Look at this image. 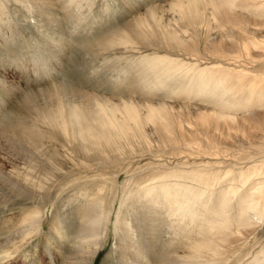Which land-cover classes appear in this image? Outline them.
Returning <instances> with one entry per match:
<instances>
[{
	"label": "bare ground",
	"instance_id": "1",
	"mask_svg": "<svg viewBox=\"0 0 264 264\" xmlns=\"http://www.w3.org/2000/svg\"><path fill=\"white\" fill-rule=\"evenodd\" d=\"M112 2L91 15L95 0H0V70L25 69L38 43L18 55L19 21L42 54L68 40L84 79L44 83L0 109V209L32 205L16 227L22 247L57 201L47 234L56 247L72 237L66 264H91L113 210L105 181L113 189L123 176L118 264H264V0ZM51 55L40 66L49 79ZM17 88L0 76L4 99ZM69 205L72 215L59 209Z\"/></svg>",
	"mask_w": 264,
	"mask_h": 264
},
{
	"label": "rangeland",
	"instance_id": "2",
	"mask_svg": "<svg viewBox=\"0 0 264 264\" xmlns=\"http://www.w3.org/2000/svg\"><path fill=\"white\" fill-rule=\"evenodd\" d=\"M112 3H113L112 0H95V4H93L94 10L91 13V15L94 14L95 12L100 13V7L99 6H103L102 4H104V5L109 4L110 6H112L111 5ZM112 14H114V13H112L109 9L106 11V15H112ZM71 18H72L71 20H73V17H71ZM116 18L113 21H116L117 20ZM62 19H64V18H62ZM101 20H103V19L94 20V22L92 24H95L96 26L92 25V27L89 29V31L93 32L96 29L101 28L100 25H104V23L101 24L99 22ZM88 21H86V22H88ZM86 22H83L81 25H84L83 27H86L87 26ZM18 23L20 24V25H18L20 28L19 30L25 39V41H24L25 44H24V42H22V44H20L21 46L18 50V55L22 56V55H24V53L25 54L27 53V51L29 50L27 43L29 41H31L32 39H35L38 43L35 44L31 41L33 43V47H30L31 49L29 50V52H31V53L33 52L32 53L33 57L30 56L29 58H27V60L25 62H23L22 65H24L23 67H25V69L21 70V68H20L21 66H18L16 71L13 69L14 70L13 74L9 73L8 68H5L6 70H0V76H2L3 78H5L7 80L10 79L11 81H13V85H15V86L18 85V88H17L18 92L16 93L14 98L12 96H10V97H6L5 98L6 100H5L3 95L0 93V109L2 111V114L7 113L8 110H10L18 100L22 99L23 95L21 93L25 90H28L30 88H33V89L38 88V87L45 85L44 83L52 82L53 80H58V79L59 80H63V79L65 80V79H68L69 77L71 80L73 79L74 84H78L79 82L84 80L82 77L83 71H81V73H80V71L78 72L77 68H75V67L73 68L72 64L69 61L70 59L72 60V55H75V54L72 52L73 50L70 48L71 43H69L68 40L65 42L66 46H64V48H63L64 51L61 50L60 47L58 48V46L55 48H54V46H52V50L54 52H56V53H54V55H59L57 62H55L56 56L54 57V55H51V54H42V52L44 50L41 47L42 39L37 35L38 33L36 30H34L35 28L33 27L32 28L33 30L27 29L28 27L25 23H23V22L21 23L19 21H18ZM96 23H100V25H98ZM74 25H76V22H74L72 24L67 22L66 24L63 25V28L68 29ZM81 25H76V26H81ZM92 29H93V31H92ZM90 32L88 34H90ZM30 34H31V36H29ZM64 35L66 38H69V40L71 39V41H73L74 39H77V37H76L77 34H75V33H73V35H68L67 33H65ZM78 35L87 36V31L84 29L82 31V33L78 34ZM21 38L22 37H19L17 42H20L19 40L22 41ZM50 55H51V60H52L50 62H51L52 66L51 65L49 66V70H50V76H49L50 79H49L48 76H46L45 74L42 75L43 69L40 66H42V63H43V61H42L43 56L44 57L45 56L50 57ZM36 58L39 60H37ZM74 58H75V56H74ZM31 59L35 63L37 62L36 65L32 64L33 61L31 62ZM75 60H76V58H75ZM51 67H53V68H51ZM81 67H83V65ZM84 67H86V66H84ZM55 70L56 71L58 70V72L60 70V72H59L60 74L58 72H56ZM35 73H36V75H35ZM78 73L80 74V76H78ZM72 74H75L76 77H73ZM51 75H53V76H51ZM54 75H55V77H54ZM88 75H91V73L88 72ZM66 82L68 83L69 81L67 80ZM1 118L2 117H0V119ZM184 126L188 127L186 121H185ZM122 179H123V176H121L120 179H117V180H119L117 182L118 185L116 186V188H113V189L110 186L112 180L105 181L106 182L105 186L107 188V194H103V195H107V198L106 197H104V198L109 200V198H111L113 195H115L114 199L115 198L116 199L114 200L112 198L114 204L113 203L109 204V206H107L105 204V207L107 209L108 208L110 209L111 205H113V208L111 207L113 210L110 209L111 210L110 215H109L110 217H108L109 221L104 219V221L102 220L103 222L100 224L101 225L100 228L102 230H104L102 233H106V231H107V234L105 235L107 237L104 238V240H102V244L99 247L96 256H94V258L92 259L91 264H118V262H117L118 256H117L116 250H115V246H116L115 236H114L115 233L113 232V229H114V222H115L114 219L116 218V210L123 203L122 196L120 199V195L123 194V193H121L123 190H122V186L119 185L123 182L124 179L123 180ZM99 182H101V181H99ZM87 184L91 185L92 182H87ZM71 188L74 189L75 187L71 186ZM71 188H69L68 192L70 193V196L72 197L73 192H72ZM76 193L80 194V191H78L77 188L75 190V194ZM63 194H66V193H63ZM108 196H110V197L108 198ZM64 200H66V199H64ZM120 200H121V202H120ZM126 201H127V199H125V202ZM69 204H71V202ZM57 205H58L57 201L56 202L51 201L49 203V205H47L46 209L44 210L45 215H44V218L42 221L43 222L42 223V231L38 234V236L30 238L31 241L28 244H25V247L24 246L22 247V245L24 244L23 240L26 239L23 237L24 236L26 237L27 235H25V233L20 232V230L17 231L16 227L20 226L21 212L27 208L32 209V207H31L32 205H19V204L17 205L16 204V205H11V206H8L6 208L4 207V208L0 209V264H66L65 263L66 262L65 257L71 256V249L73 247V241L72 240L70 241V239H72V237L71 236H69V237L64 236L62 238L64 244L58 243V247L60 249L63 248V250L61 251L60 249L58 250V247H56L53 244L52 236L47 234V232L50 228V225H51V219H52L53 215L56 214L54 212L56 211V209L58 210ZM55 206H56V209H55ZM69 206L71 207V209L68 206H66L68 208H66V207L63 208L61 206L62 208L59 207V209H61V210L64 209L67 213L72 215L75 213L74 210H76L75 204L73 205L74 210H73L72 214H71L72 206L71 205H69ZM68 211H70V212H68ZM104 222H106V223H104ZM17 223L19 224L18 226H17ZM75 224L77 225V223L74 222V225ZM71 225H73V224H71ZM71 225L70 224L68 225V226H70V227H68L69 229L70 228L71 229L73 228L74 230L77 229L76 225H75V227H72ZM71 229H70V231H72ZM8 232H10V233L7 234ZM20 233H22V234H20ZM69 234L71 235V232ZM177 237L178 236L172 234L171 231H169L168 233H165L162 235L161 240L163 241V243L166 242L165 244H166L167 248L169 249V251H171L174 248V246H177V242H178ZM8 239H10V241H8ZM172 243H175V245H172ZM15 246H18V248L21 250L18 249V252H16V253L12 252L11 249H14ZM156 249H157V246L151 247L152 251H155ZM151 261L149 262V264H154L153 263L154 260L152 263H151Z\"/></svg>",
	"mask_w": 264,
	"mask_h": 264
}]
</instances>
